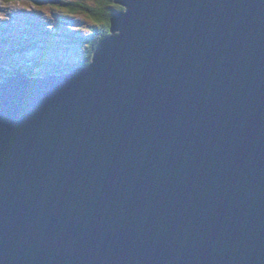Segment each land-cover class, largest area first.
<instances>
[{
	"label": "water",
	"instance_id": "water-1",
	"mask_svg": "<svg viewBox=\"0 0 264 264\" xmlns=\"http://www.w3.org/2000/svg\"><path fill=\"white\" fill-rule=\"evenodd\" d=\"M115 2L86 66L0 73V264H264V0Z\"/></svg>",
	"mask_w": 264,
	"mask_h": 264
},
{
	"label": "rangeland",
	"instance_id": "rangeland-1",
	"mask_svg": "<svg viewBox=\"0 0 264 264\" xmlns=\"http://www.w3.org/2000/svg\"><path fill=\"white\" fill-rule=\"evenodd\" d=\"M86 1L92 2V0ZM21 3V7L25 4L24 6L28 8L31 1L22 0ZM9 4H11V7L5 10L3 0H0V25L8 28L7 31L11 37L9 38L7 34H0V65L6 66L8 75H12L14 69L30 70L29 62L26 63L24 60L25 63H22L24 59L22 57L26 53L32 54L35 61L48 64L50 68L48 73H55V68H59V64L57 63L58 59L51 58L46 61V57L55 56L60 58L64 63V67L71 66L66 59L82 61L86 57L85 42L72 40L68 37L74 27L80 29L81 34L89 35L92 33L91 29L94 22L88 16L73 14L67 7L54 6L48 1L41 2L39 5L36 4L37 9L30 7L25 12H21V9H15L19 6V2L16 0ZM18 21H21V23H18ZM24 21H27L30 26H26ZM5 24H10L17 31H10V27ZM24 27L26 29L22 30ZM10 50L13 52H8ZM18 56L20 57L18 58ZM4 60L11 61L12 68L10 63ZM5 64L10 66L11 69ZM1 72L2 70H0Z\"/></svg>",
	"mask_w": 264,
	"mask_h": 264
},
{
	"label": "trees",
	"instance_id": "trees-1",
	"mask_svg": "<svg viewBox=\"0 0 264 264\" xmlns=\"http://www.w3.org/2000/svg\"><path fill=\"white\" fill-rule=\"evenodd\" d=\"M11 1V0H9ZM40 4V0H32ZM58 4L59 7H67L73 14H85L94 22L92 27V33L88 38H83L85 42L86 59L82 62L83 65H87L93 59L94 51L99 45L100 41L109 35L111 31V20L113 12L116 9H122V4H117L115 0H61ZM22 68V67H21ZM17 71H21L16 69ZM30 75L33 74V69L25 70ZM31 72V73H30Z\"/></svg>",
	"mask_w": 264,
	"mask_h": 264
},
{
	"label": "clouds",
	"instance_id": "clouds-1",
	"mask_svg": "<svg viewBox=\"0 0 264 264\" xmlns=\"http://www.w3.org/2000/svg\"><path fill=\"white\" fill-rule=\"evenodd\" d=\"M48 2H50V3H52L54 6H58V4L60 3V2H62L61 0H47ZM55 1H57V2H55ZM57 3V4H56ZM118 4V3H117ZM59 7V6H58ZM124 7V6H123ZM116 10H119V9H116ZM6 61H8V60H6ZM11 66H12V64H11ZM12 68V67H11ZM0 70H2V72L1 73H3V74H7L6 73V71H7V69H6V66H1L0 65ZM24 71V70H23ZM19 72H22V71H17L16 69H14V71H13V74H17V73H19ZM25 72V71H24ZM27 72V71H26ZM43 75V74H42ZM29 76H32V75H29Z\"/></svg>",
	"mask_w": 264,
	"mask_h": 264
},
{
	"label": "snow or ice",
	"instance_id": "snow-or-ice-1",
	"mask_svg": "<svg viewBox=\"0 0 264 264\" xmlns=\"http://www.w3.org/2000/svg\"><path fill=\"white\" fill-rule=\"evenodd\" d=\"M8 0H5L4 7H7Z\"/></svg>",
	"mask_w": 264,
	"mask_h": 264
},
{
	"label": "bare ground",
	"instance_id": "bare-ground-1",
	"mask_svg": "<svg viewBox=\"0 0 264 264\" xmlns=\"http://www.w3.org/2000/svg\"><path fill=\"white\" fill-rule=\"evenodd\" d=\"M55 2H57V1H55ZM15 18V17H14ZM25 71V70H24Z\"/></svg>",
	"mask_w": 264,
	"mask_h": 264
}]
</instances>
